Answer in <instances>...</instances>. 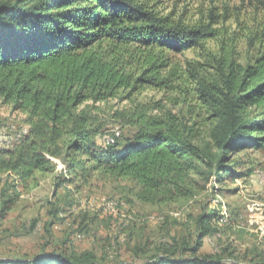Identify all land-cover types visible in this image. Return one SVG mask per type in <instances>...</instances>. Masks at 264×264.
<instances>
[{
	"label": "trees",
	"instance_id": "obj_1",
	"mask_svg": "<svg viewBox=\"0 0 264 264\" xmlns=\"http://www.w3.org/2000/svg\"><path fill=\"white\" fill-rule=\"evenodd\" d=\"M213 36L208 27L158 16L142 0H0V102L25 116L18 141L0 147L2 214L17 201V188L27 189L38 174H56L54 160L65 167L59 186L128 180L137 200L154 206L196 197L200 180L243 179L234 158L264 150V45L244 66L226 56L186 70L171 66L174 55ZM173 82L194 90L204 124L199 110L176 115L132 99L145 85ZM115 100L131 108L107 109ZM52 206L49 228L65 220L64 210ZM222 219L220 210L205 207L195 218L193 243L171 237L150 258L114 264H239L199 255ZM0 264L104 263L92 251L66 249ZM252 264H264V257Z\"/></svg>",
	"mask_w": 264,
	"mask_h": 264
},
{
	"label": "rangeland",
	"instance_id": "obj_2",
	"mask_svg": "<svg viewBox=\"0 0 264 264\" xmlns=\"http://www.w3.org/2000/svg\"><path fill=\"white\" fill-rule=\"evenodd\" d=\"M14 1V0H1ZM158 16L188 27H208L213 37L195 50L174 55L171 66L186 70L190 63L210 65L213 58L230 57L240 65L254 61L263 50L264 0H142ZM187 83L173 82L166 87L145 85L132 99L152 109L190 116L205 113ZM186 90V91H185ZM106 108H131L129 101H112ZM162 111V112H164ZM159 114V112H155ZM25 116L0 102V147L11 148ZM110 131H119L115 124ZM238 172L243 179L218 184L215 178L204 182L202 192L174 205L154 206L136 198V186L128 180L94 177L86 185H62L56 180L65 170L59 160L55 175H37L19 195L11 210L0 209V258L32 259L42 251L94 252L104 264L131 262L155 255L171 237L195 239V218L203 208L218 209L223 219L219 231L204 240L199 253L239 264H252L264 257V150L237 155ZM263 173V174H262ZM261 177V178H260ZM7 179V177H4ZM6 182V180H4ZM0 185V191L6 189ZM224 194H220V189ZM8 194L14 195V192ZM132 202V203H129ZM56 205L65 219L48 227ZM73 205V206H72ZM86 222H82L85 215ZM83 224L86 228L78 232Z\"/></svg>",
	"mask_w": 264,
	"mask_h": 264
},
{
	"label": "bare ground",
	"instance_id": "obj_3",
	"mask_svg": "<svg viewBox=\"0 0 264 264\" xmlns=\"http://www.w3.org/2000/svg\"><path fill=\"white\" fill-rule=\"evenodd\" d=\"M263 174V173H262ZM262 177H263V179H264V175H261ZM261 178V177H260Z\"/></svg>",
	"mask_w": 264,
	"mask_h": 264
}]
</instances>
